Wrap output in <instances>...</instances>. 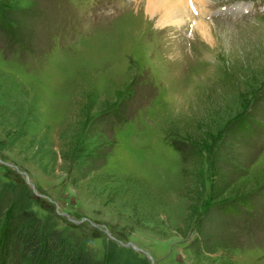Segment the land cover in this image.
Returning <instances> with one entry per match:
<instances>
[{"label": "rangeland", "instance_id": "obj_1", "mask_svg": "<svg viewBox=\"0 0 264 264\" xmlns=\"http://www.w3.org/2000/svg\"><path fill=\"white\" fill-rule=\"evenodd\" d=\"M143 6L10 0L1 9L0 264H17V218L100 264H264V0H210L209 12L191 6L182 25L162 26ZM242 114L256 134L230 124ZM198 134L209 149L226 138L190 170L199 162L210 189L213 163L224 201L254 198L245 218L194 223L203 213L187 208L191 153L176 142Z\"/></svg>", "mask_w": 264, "mask_h": 264}, {"label": "trees", "instance_id": "obj_2", "mask_svg": "<svg viewBox=\"0 0 264 264\" xmlns=\"http://www.w3.org/2000/svg\"><path fill=\"white\" fill-rule=\"evenodd\" d=\"M9 2L10 0H0V18L1 9L8 6ZM245 115L246 114H242L240 115V117H236L230 124L234 123L239 125V131L247 136H249L250 134H256L253 129L254 126H257V122H255L254 120L250 121L245 117ZM260 127L261 125L259 124V128ZM208 130L210 129H208V127L206 126L205 131ZM262 130H264V128ZM203 137L204 134H198L196 136L193 135L191 138L193 141H191V144L189 145L178 144L176 142V146L177 148H179V151L185 153L190 151L189 153H191L189 156L185 154L183 159V175L186 181L185 196L187 199L188 211L199 213L200 210H202V217L200 216V218L198 219L197 216L194 220L197 228H200L203 225L205 218L213 213L218 215L220 218H228V216H232L233 222H237L239 218H245V215H248V210H254V198H248L246 195H244L240 199L233 198L224 201L225 198L223 197V194L219 193L220 190L216 191L215 189L216 182L213 180V176H216V171L214 169L213 163L210 166V189L206 188L203 182L202 174L198 172L195 173L197 168L195 169L194 167H199V162H197L198 165L196 164L193 167L194 171L190 170L189 165L194 162L196 155H199L200 158V155L203 154L207 149H209V146L204 144V142L207 141L206 138H204V140L202 141ZM219 137L220 135H216V138L213 140V143L210 146V152L208 154H211V156L215 154V144L217 142H221V140L226 138L224 134L221 138ZM256 141L257 143L261 144V141L259 139H256ZM262 149H264L263 146ZM239 206L246 209L245 214L241 209H239ZM7 216L8 208L5 211H0V229L4 219ZM9 228V234L15 244L16 255L17 257L19 256L17 264H100L82 249L69 253L66 248V244H61V242L57 241L56 239H51L49 237L45 238L42 229H40L35 224L30 225L29 223L25 222L24 219H12ZM197 234H199V231ZM200 240L202 241L201 244H212L213 242L211 237L209 236L203 235L200 237V235H197L196 241Z\"/></svg>", "mask_w": 264, "mask_h": 264}, {"label": "bare ground", "instance_id": "obj_3", "mask_svg": "<svg viewBox=\"0 0 264 264\" xmlns=\"http://www.w3.org/2000/svg\"><path fill=\"white\" fill-rule=\"evenodd\" d=\"M138 5H142V3H138ZM191 6H198L199 11L207 13L209 12L210 0H145V6L141 8L143 10V15L147 20L149 17L153 18V20L154 18L156 19L159 17L160 20L158 23L159 26H162L161 24L170 18L176 20L175 22L177 24L182 25V22L177 20H183L182 18L186 17V11ZM194 25L197 26V30H199L198 32L203 39H205L206 43L212 46L210 40L212 33V31H210L212 29L211 25L206 24L205 21H200Z\"/></svg>", "mask_w": 264, "mask_h": 264}, {"label": "water", "instance_id": "obj_4", "mask_svg": "<svg viewBox=\"0 0 264 264\" xmlns=\"http://www.w3.org/2000/svg\"><path fill=\"white\" fill-rule=\"evenodd\" d=\"M28 184H29L31 187H33L31 183H28Z\"/></svg>", "mask_w": 264, "mask_h": 264}]
</instances>
